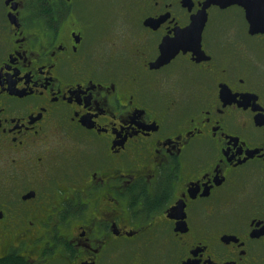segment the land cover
<instances>
[{"label": "flooded vegetation", "instance_id": "af4514ba", "mask_svg": "<svg viewBox=\"0 0 264 264\" xmlns=\"http://www.w3.org/2000/svg\"><path fill=\"white\" fill-rule=\"evenodd\" d=\"M0 212V264H264V0H0Z\"/></svg>", "mask_w": 264, "mask_h": 264}, {"label": "water", "instance_id": "95a60500", "mask_svg": "<svg viewBox=\"0 0 264 264\" xmlns=\"http://www.w3.org/2000/svg\"><path fill=\"white\" fill-rule=\"evenodd\" d=\"M172 56L173 55L170 52H168L167 50L166 51H163L162 52V55L158 59V62L156 63V65L157 66H160V65H162L165 62H169L170 59L172 58Z\"/></svg>", "mask_w": 264, "mask_h": 264}, {"label": "snow or ice", "instance_id": "6c2138e0", "mask_svg": "<svg viewBox=\"0 0 264 264\" xmlns=\"http://www.w3.org/2000/svg\"><path fill=\"white\" fill-rule=\"evenodd\" d=\"M181 47H184V46L182 44L178 45L176 51H179ZM176 51H173L172 55H175ZM224 99H225V103L228 104V103H231L232 100H235L236 98L231 96L230 94H226ZM2 218H3V212H0V219Z\"/></svg>", "mask_w": 264, "mask_h": 264}]
</instances>
